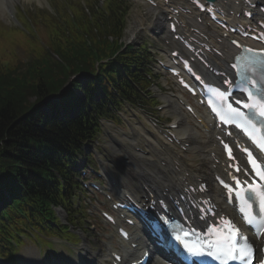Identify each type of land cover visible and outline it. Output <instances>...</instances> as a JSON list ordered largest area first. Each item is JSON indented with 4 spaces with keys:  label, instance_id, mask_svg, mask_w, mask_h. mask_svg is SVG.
Masks as SVG:
<instances>
[{
    "label": "trees",
    "instance_id": "16d2710c",
    "mask_svg": "<svg viewBox=\"0 0 264 264\" xmlns=\"http://www.w3.org/2000/svg\"><path fill=\"white\" fill-rule=\"evenodd\" d=\"M77 7V24L67 15L63 21L46 15L42 26L46 41L28 48L24 45L22 56L13 42L15 51L10 49L0 57V201L10 214L9 222L0 214L3 250L10 247L9 240L18 226L41 230L58 221L55 207L62 205L71 212L64 192L71 180L69 167L82 151V143L96 134L99 114L108 110V100L101 94L100 100L95 99L98 88L108 94L118 90L120 98L127 92L136 94L125 73L135 81L142 76L146 48L129 46L120 51L127 6L118 0H105L107 11H93L92 21L79 4ZM80 73L88 75L86 85L75 80L61 101L45 102ZM46 107H51L50 115ZM62 109L64 119H60ZM5 189L11 202L4 195Z\"/></svg>",
    "mask_w": 264,
    "mask_h": 264
},
{
    "label": "rangeland",
    "instance_id": "374dc122",
    "mask_svg": "<svg viewBox=\"0 0 264 264\" xmlns=\"http://www.w3.org/2000/svg\"><path fill=\"white\" fill-rule=\"evenodd\" d=\"M46 1L50 2V0H46ZM61 1L62 0L58 1L59 4H61ZM51 3H52L53 8L56 10V7L58 5H56L52 1ZM11 4L13 5L12 7L13 11H14V8H16L17 15L19 13V9L29 12L30 10L34 11L35 9L39 7L41 8L45 5L43 0H11ZM152 15H153V11L151 7H149V5H147L144 2H135L134 5L131 7L129 16H128L127 40L129 43H132V44H140L144 42H149L151 45V50L153 54H155V56H159L160 58L164 59V57L161 55L165 56L166 53L164 51H161V47L164 48V46L166 47L167 44H164L165 42H164V39L162 38V33L155 35L145 29V25L146 23H149L151 21ZM0 18L4 20L5 23L12 24V21H11L12 18L8 15L6 8H4V4H0ZM23 24H24V27H19L23 31L27 32L33 28V24H30L31 26H28L26 23H23ZM1 31L6 35L5 37L2 36ZM4 31L5 30L0 26V57L1 58H4L6 56L5 52H8L10 49L13 48V46L7 39H10V37L13 36L14 34L19 35L21 33L20 31L15 30V28H13V30H8L7 31L8 34H6ZM156 75H158V79L156 80V82H154V84H152L151 89L153 92L156 93L160 101L159 104L166 103L165 101H166V98L168 97H169L168 99H170V97L174 99L175 95H177V90H176V86L174 82L171 79H168V84H167L165 80L166 75H163L162 73H156ZM167 112L168 110H162L160 114L164 115L166 118L171 117L172 118L171 121H172L174 117L171 114H168ZM121 113H122L121 115L123 116L125 115V117L128 119V121L132 125L136 121L140 122L142 125L141 129L144 132H146V129H148V126H146V118L144 116L143 111H141L140 109H135V108L130 110L128 108L127 112L124 109ZM126 123L127 121H125L124 119H120L118 122H107L105 123V126L106 128L112 131V134L110 135L111 137H115L116 140L122 141V140H125L126 137H130V138L131 137L133 138V136L135 137V135L130 133L131 128L126 126ZM189 123L197 127L200 130L198 124L193 119H189ZM202 137H203V134L200 132V134L197 136V139L200 140ZM110 140L111 139L108 136H106V134L101 133L98 139H96L95 143L92 144L93 148L98 149L100 152H103L104 150L109 151L111 149V147L109 148V144H111ZM127 147L131 151H133L132 145H127ZM114 153L118 155L119 157H121V154L117 152V147L115 148ZM190 157H193L192 161L195 162L196 164L197 162L201 160V158L196 159L192 155ZM90 158H93V157H90ZM83 205H85V202L83 203ZM61 210L62 209L59 210L60 211L59 215L62 217L63 220H66V214L63 210L62 211ZM90 211L92 212V222L94 221V224L97 226L98 229L104 228L105 225L103 224V222L100 219L96 218V215H97L96 210L90 207ZM86 223L89 224L88 227H90V223L89 222H86ZM74 232L79 234L80 237H83V235L86 236L85 234H82V232H80L77 228L74 229ZM90 234L92 236H96V237L98 236V234L92 230H90ZM55 244H56V247L55 246L53 247V250H54L53 252L60 254L61 257L72 256L70 253L71 252L70 250L66 249L64 246H61V244L59 243H55ZM46 251L48 250L44 246L35 247V245L33 246L31 245L29 247L28 254L37 255L40 261L42 257L41 253L46 252ZM46 255L47 254H45V256Z\"/></svg>",
    "mask_w": 264,
    "mask_h": 264
},
{
    "label": "snow or ice",
    "instance_id": "6c2138e0",
    "mask_svg": "<svg viewBox=\"0 0 264 264\" xmlns=\"http://www.w3.org/2000/svg\"><path fill=\"white\" fill-rule=\"evenodd\" d=\"M235 43V42H234ZM251 51V50H249ZM237 64H233L232 68L237 69L235 73L236 76L239 77L236 80L235 87L240 89L242 93H246V99L251 101V103L244 102L243 100H235L236 104L243 103V107L250 109L252 111V118L246 117L244 113H242L239 108H233L231 104L227 106L226 113L230 117V119L225 120L224 116L221 115L220 118L224 120L225 123H234L237 120H242V123L237 124V127H240L244 130V132L249 136L252 142L261 150L264 151V135L258 136L257 133L260 132V129H257L254 123V118L256 116L264 119V60H261L259 57H236ZM259 75L260 79H255L254 77ZM226 84L230 83L229 81H225ZM259 84L260 88L258 91L262 93L261 98L257 99V97L249 90V86L256 87ZM213 94L217 96L220 100H226L228 98L229 93L225 91H221L219 89H213ZM213 112H216L217 109L213 108ZM227 147V145H225ZM244 152L248 154L249 162L251 163L253 168L259 169V165H257L255 158L252 157V153L249 149H243ZM239 170V169H237ZM256 175L259 176L261 180H264V171L257 170ZM236 180V186H239L243 183L246 184V181H240L233 177ZM223 183V182H222ZM225 187H229L225 185ZM234 195L239 197L248 207H251L249 201L258 199L260 201L261 211H264V191H262L259 187H254L252 184H247L246 190L240 188L239 191L233 189ZM247 193V195H246ZM241 212H244V209H241ZM245 221L251 225L253 223L254 217L250 215L244 216ZM229 227L234 228V225H230ZM173 231H176L173 229ZM179 232L181 234H177L173 237V239L182 245L183 250L189 256H201L204 255L203 248H197L190 246L185 240L184 237L188 236L189 233L184 232L183 229H180ZM234 234V233H233ZM227 247H222L221 250L229 259H240L242 261H246L247 264H251V256L252 249L251 245L245 244L243 247L236 248L231 245V240L228 239L226 241ZM211 247V245H209ZM211 255V253H208ZM226 264V262H225ZM260 264H264V260H261Z\"/></svg>",
    "mask_w": 264,
    "mask_h": 264
},
{
    "label": "bare ground",
    "instance_id": "6f19581e",
    "mask_svg": "<svg viewBox=\"0 0 264 264\" xmlns=\"http://www.w3.org/2000/svg\"><path fill=\"white\" fill-rule=\"evenodd\" d=\"M2 2H3V0H0V4H3ZM157 16H158V14H156V11L154 10V13H153L154 21L152 24L155 25L158 30L163 32L164 31V24H161V17H157ZM192 20L194 21V19H192ZM204 28L208 32H217V29L212 27V26H206ZM225 55H226V57H228L229 54L227 52H225ZM169 107L178 116L179 130L182 132V134L187 135L191 138L193 136L196 137L199 134V130L196 127L190 125L188 114L183 112L180 109V106H178L177 104L174 105L172 103V101H170V100H169ZM213 135H215V132L213 130H211L210 132H208V137H209L208 139L203 140V141H199V143L197 145L195 143H193L194 144L193 146H195V148L198 150L199 154L201 153L203 155L209 156L210 155L209 151L214 150L215 144H214V140H213ZM156 141L157 140H155V138H150V137H149V139L146 140V142H149L152 150L154 149L155 152L159 151V155L161 158L167 156L168 151L166 150V148H168L170 143L167 141L166 143H163L160 145V144H157ZM155 145L158 148H156ZM175 154H178L180 157L175 155L173 158V161L171 160L172 159L171 157L165 158L167 161V165L165 167L160 165L159 167L153 168L152 164L154 163L155 160L150 155H147L148 157H145L144 155L140 156V155L132 153L131 155H132L133 160H130V161H132V162L134 161L138 165V168L143 172L142 178L145 177L146 180L152 179L153 182L156 184L168 183L170 180H173L177 184L182 179V172L179 168L184 166L185 161H184V159H182L181 154L179 152H177ZM209 158L211 160L210 170H213L212 167L216 163L214 162V158H211V156H209ZM197 169H198V171H200L199 168H197ZM190 170L193 172L194 169L191 168ZM201 173H203V172H201ZM123 182H124L123 187H125L127 189L132 187V181L130 178H125ZM131 190H133V189H131ZM133 191H135V190H133ZM136 235L139 236L140 245H142L143 244V238H142V236L138 230H136ZM102 254H100L98 256L102 257L103 256ZM152 264H166V263L161 259V257L159 255H156L155 260L152 262Z\"/></svg>",
    "mask_w": 264,
    "mask_h": 264
}]
</instances>
